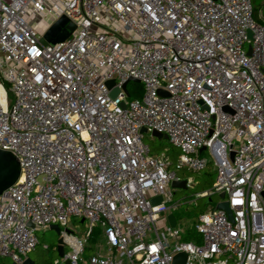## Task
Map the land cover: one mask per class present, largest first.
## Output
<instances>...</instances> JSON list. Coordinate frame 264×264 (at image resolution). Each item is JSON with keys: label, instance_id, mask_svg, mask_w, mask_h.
<instances>
[{"label": "built area", "instance_id": "built-area-1", "mask_svg": "<svg viewBox=\"0 0 264 264\" xmlns=\"http://www.w3.org/2000/svg\"><path fill=\"white\" fill-rule=\"evenodd\" d=\"M263 8L252 0H0V151L19 166L0 194V258L22 264L36 231L56 225L64 255L54 264L83 263L96 228L86 264H173L180 253L183 264H264ZM61 17L75 29L42 45ZM154 131L179 150L175 161L150 154L143 138ZM210 164L211 189L197 197L223 193L232 220L216 208L201 213V241H183L174 212L186 202L173 201L171 184L183 180L177 172ZM71 219L87 224L80 237Z\"/></svg>", "mask_w": 264, "mask_h": 264}, {"label": "rangeland", "instance_id": "rangeland-1", "mask_svg": "<svg viewBox=\"0 0 264 264\" xmlns=\"http://www.w3.org/2000/svg\"><path fill=\"white\" fill-rule=\"evenodd\" d=\"M263 1L264 0H252L254 8L258 9L261 7ZM135 84L137 83H130V87H134L133 85ZM138 86L141 88L139 84ZM143 140L144 143L149 147L150 154L152 156H159L161 153H164L170 158V160L173 161L177 158V155L180 154L179 150L172 147L167 140H158L149 134H144ZM177 175L183 180H190L192 185V188H187L186 190L172 189L174 193V202H186L174 212L177 217L178 227L182 230L181 238L183 240V237L186 233H193V235H196L198 238L197 240H192V242L199 243L201 241L200 236L195 232L194 229V222L196 221V218L201 213H205L211 209H214L216 204L221 200L219 196L216 195H213L210 198L197 197L198 193L209 191L211 189L215 178L214 167L212 164H210L203 172L200 173L182 170L177 172ZM164 226V221L159 222V229H164ZM82 227L83 224L81 221L76 219H71L68 224V230L77 237L82 235ZM62 230H65V228H62ZM35 235L38 239V245L34 251L27 255V257L32 259L36 264H54V261L60 259L56 251L57 240L59 236H57L55 232L50 229L37 230ZM45 245L48 247V249H44ZM95 249V244H87L85 248V254L83 256L84 262L81 264L87 263L88 258L93 254ZM0 264L14 263L8 258H0Z\"/></svg>", "mask_w": 264, "mask_h": 264}, {"label": "water", "instance_id": "water-1", "mask_svg": "<svg viewBox=\"0 0 264 264\" xmlns=\"http://www.w3.org/2000/svg\"><path fill=\"white\" fill-rule=\"evenodd\" d=\"M75 29V25L71 23L67 18L61 17L59 18L42 36V39L40 40V43L42 45L46 44H56L59 42H62L66 40L71 32ZM249 37H251L249 35ZM129 81L133 83H138L136 79H130ZM114 84L113 81L107 82V86L110 88ZM122 89L124 92L128 95L127 89H126V84L123 85ZM118 93V89H113L111 91V97H114ZM162 95H166L164 92H160ZM124 107V106H122ZM224 111H230L228 108H224ZM141 133H146L145 129L141 130ZM152 136L157 138L158 140H167V137L165 135H162L157 132H152ZM204 148L201 149L203 151ZM19 175V166L18 163L15 159V157L4 151H0V194L8 189L11 185H13ZM172 189L176 190H186V180H181V181H174L171 184ZM224 194H220L219 198L221 200L224 199ZM161 201L160 197L154 198L151 200L152 205H158ZM217 210H223L226 212L228 218L232 220V213L230 209L228 208L227 202H218L215 206ZM168 223L171 227H174L176 220L174 215H168L167 217ZM30 228H32V225H28ZM50 230L54 231L57 236H59L57 240V255L59 258H62L64 255V242L62 237H60L61 234V228L59 226H51L49 228ZM186 255L183 253L177 254L174 259H173V264H183L185 262ZM22 264H35L33 260L30 258H26ZM66 264H68L66 262Z\"/></svg>", "mask_w": 264, "mask_h": 264}, {"label": "trees", "instance_id": "trees-1", "mask_svg": "<svg viewBox=\"0 0 264 264\" xmlns=\"http://www.w3.org/2000/svg\"><path fill=\"white\" fill-rule=\"evenodd\" d=\"M134 86V88H136V90H137V92L134 94V97H138L139 96V90H141V88L138 86V84H135V85H133ZM130 98H132V95L130 94ZM177 157H178V155H177ZM177 159V158H176ZM175 159V160H176ZM175 160H173V161H175ZM172 161V160H171ZM176 216V215H175ZM177 218V217H176ZM195 223V222H194ZM99 232H100V230L98 229V228H96V229H93L92 230V233L90 234V237H89V243H93V244H95L96 242H97V238H98V236H99ZM197 236L196 235H193V233H186L185 235H184V237H183V240L184 241H192V240H197ZM84 254H85V252H84Z\"/></svg>", "mask_w": 264, "mask_h": 264}, {"label": "crops", "instance_id": "crops-1", "mask_svg": "<svg viewBox=\"0 0 264 264\" xmlns=\"http://www.w3.org/2000/svg\"><path fill=\"white\" fill-rule=\"evenodd\" d=\"M81 221V223L83 224V231H81L82 232V235L85 233V231L87 230V225L85 224V222L84 221H82V220H80ZM101 238V231L99 232V236H98V238H97V240L98 239H100ZM91 256V255H90ZM32 260V259H31ZM35 263V262H34ZM36 264V263H35Z\"/></svg>", "mask_w": 264, "mask_h": 264}]
</instances>
